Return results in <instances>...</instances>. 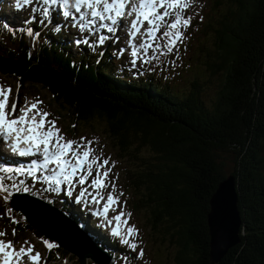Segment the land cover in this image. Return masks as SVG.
Returning <instances> with one entry per match:
<instances>
[{"label":"trees","instance_id":"1","mask_svg":"<svg viewBox=\"0 0 264 264\" xmlns=\"http://www.w3.org/2000/svg\"><path fill=\"white\" fill-rule=\"evenodd\" d=\"M193 25L201 29L187 48L200 67L188 92L153 78L119 79L103 61L75 59L56 39L12 36L2 26L0 74L50 95L76 124L104 125L124 163L132 210L146 213L149 241L165 249L169 264H211L210 201L229 177L241 242L218 264H264V0H212ZM211 79L217 91L209 98L203 86ZM3 197L0 216L18 215L21 227L11 226L43 238Z\"/></svg>","mask_w":264,"mask_h":264},{"label":"snow or ice","instance_id":"2","mask_svg":"<svg viewBox=\"0 0 264 264\" xmlns=\"http://www.w3.org/2000/svg\"><path fill=\"white\" fill-rule=\"evenodd\" d=\"M34 2L39 6L32 8V11L39 12L45 19L52 16L51 7L59 3L63 17L75 21L77 16L69 11V8H73L75 14H78V27L81 32L103 29L107 33H115L126 16L132 17L128 34L129 44L132 46L131 55L135 58L132 60L133 65L141 58V52L143 56L149 57L144 63L172 54L184 39L181 29L189 27L191 23L190 18L183 15L190 7V0H17V7L32 5ZM32 34L29 29L28 35ZM141 34L145 39L136 46L133 41ZM108 38L100 36L97 42L103 45ZM83 43L87 44L88 41L84 40ZM12 92L10 87L0 88V137L12 138L13 150H19L21 155L42 154L43 163L40 168L51 173L45 180L49 185H55L53 191H59L60 185L64 184L69 189L67 195L72 196V189L78 184L81 191L76 197L77 201L87 194L93 204L100 205L103 202L102 211H97L96 215H103L109 225L115 221V226L111 229L112 235L120 237L124 245L135 251L138 245L132 240L138 235V230L128 226L126 234L122 235L121 224L128 225L126 214L121 210L111 219L108 218L110 211H117L120 207L119 197L114 195V180L111 183L112 191L106 198L102 195L103 190L110 186V161L94 156L91 141L85 143L84 138H81V142L76 143L65 139L57 127V122L49 119L51 114L40 107L42 101L37 99L33 103L18 107L15 100L10 102ZM21 144L27 147L21 148ZM49 165L55 167L49 168ZM34 171L37 169L33 168L29 174ZM90 177L94 178L89 182ZM22 183L23 181L19 182ZM19 184L13 183L11 188L16 192L29 191L28 187L21 188ZM89 188L93 191L89 192ZM0 193H5L3 198L6 201L13 195L3 178H0ZM11 211V208L6 209L8 213ZM16 234L13 229L12 235ZM6 235L7 233L0 232V237ZM44 244L49 250L56 247L46 240ZM139 255H144L142 249ZM42 259V254L35 251V247L28 241L16 248L13 241L0 239V264H25V260L27 264H42Z\"/></svg>","mask_w":264,"mask_h":264},{"label":"rangeland","instance_id":"3","mask_svg":"<svg viewBox=\"0 0 264 264\" xmlns=\"http://www.w3.org/2000/svg\"><path fill=\"white\" fill-rule=\"evenodd\" d=\"M210 7H212V0H192V2L190 3V7L183 13L185 17L190 18L191 23L189 27L181 29L184 33V39L182 42L178 44V48L174 50L172 54L162 56L160 57L159 60H152L150 63H144V60L149 59V57L143 56L142 54L141 58L138 59V61L134 65L137 66L140 70V73H142V75L140 76L142 80L145 81L148 80L149 78H153V80H155V83L158 82L162 84V86L167 84L170 88L182 92H186L191 88L197 74L196 71L199 63L196 59L198 54L197 55L190 54L187 48V44L189 43L190 39H192V37L196 36L197 31L201 29V26L193 25V17L194 16L203 17L204 14L208 15ZM3 10L6 12V14L9 13V11L5 10V8ZM0 14H1L0 17L8 21L9 24H13V25L24 24L23 20L15 21V19L3 15L4 14L3 11ZM44 33L46 34V37H48V33L47 32ZM12 35H15V33H12ZM195 43L196 42H193L192 46L195 47ZM70 51H76V50H70ZM72 53H74L73 55H75L76 58L80 56L77 55L79 54V52L78 53L72 52ZM90 56L93 55L88 54V57ZM149 56H151V53L149 54ZM94 61L95 60H93V62ZM2 81L4 83H7L5 80ZM7 81H9L7 83L8 85L11 84L10 86L11 89L13 90L12 95L15 93V91L17 92L19 102H24L30 98H37L40 101H42L43 102L42 104L45 107V109H47V111L51 114L52 120H55L57 122L59 127H61L62 132H68L69 134L68 138L70 140L75 141L76 143H80L81 138H84L85 143L87 141H91L92 142L91 146L94 150L93 153L94 156L99 157L101 160L107 158L112 163L113 171L116 172L117 175V179H116L117 188H115L116 191L119 193V191H121L122 188L124 189L125 187L127 188V181L125 180V171L123 169L124 163L119 159H118L119 161L117 162L113 160L114 158H116L115 152L113 151L112 146L109 143V141L111 142V140L107 139V136L104 132L105 129L104 125L99 123H92L90 125L75 124L74 121L70 120L67 117L66 112L58 109L55 105H53L50 95L44 94L42 92H37L35 89H28L23 85L18 86L15 82L10 80ZM203 88L205 92L207 91V95L209 98L213 95L214 91L215 92L217 91L213 79H211L210 81H205ZM118 103L121 106L122 101L118 100ZM134 105H135V101H133L132 103V106ZM133 109H137V108L133 107ZM74 128H76L75 132H74ZM226 170L228 172V168ZM230 170L231 168L229 169V171ZM19 182L21 181H17L16 183L19 184ZM23 183L20 184L21 188L26 186L33 194H38L40 197H42L43 201L54 204V207L56 208L60 207L56 205L54 202H52L50 197L45 196V194L36 187H32V186L29 187L28 185ZM51 186L54 188L53 185ZM10 190L12 191V189ZM129 192H131V190H129ZM2 194L5 195V193ZM124 198L126 197L124 196ZM126 200H128V198H126ZM23 205L24 204H19V203L17 204L18 207H22L28 212V207ZM128 206L129 204H126L124 209V211L128 215L130 214L132 218V223L128 221V224H130V226L135 227V229L138 230V235L132 240L133 243H136L138 245L135 251H133L129 246H126L125 248L112 246L111 241H109L106 238V236L103 235L101 232L95 230L92 226L89 229L91 230L94 236H92L91 232H88L87 235L88 238L93 240L97 244L101 240H105V247H111V248L113 247L117 249L118 252L121 253L120 261L127 262L128 264H169L168 261L166 260L165 249L161 245L159 244L156 245L153 244L151 241H149L148 234L150 232L149 229L145 228L144 226L146 213L144 212L141 214L133 213L131 215L130 213L131 211H129L127 208ZM72 215L74 216V218H76L74 214ZM54 219H57L60 223L57 224ZM30 220L31 223L34 225L33 213L30 214ZM2 221L4 222L5 219L0 218V228H4L8 230L9 233L5 231L7 232L8 238L10 239L16 238L17 241H28L32 243L36 248L41 249L45 258L46 259L49 258L46 264H78L77 262H75L73 257H71V255L73 256L77 255L78 254L77 252L81 254V256L79 257H85L87 255L86 264H90V263L100 264L99 260H97L93 256L91 257L90 255H88L90 254L89 252H93V251L89 246L91 243L90 240L85 238V234H83L82 232L85 229L83 227L80 228L79 231L82 234H79L78 235L79 239H76L75 235L73 236L65 231L66 229L75 231L74 224L68 220L59 219L58 215H52L49 217L46 215L44 220H40V221L38 220V221L42 225V228L44 230H46L50 235L58 239L60 243L64 244L67 249H69L71 252L75 251L73 253H70V255L64 258L62 256H61L62 258L60 256H56L55 258H52V254L54 252L51 251V254H48L49 249L46 248L43 241H40L33 235H29L26 233H18V235L16 234L15 236H13L10 228V224L9 223L2 224ZM76 221L79 224H83L84 226L88 225L84 221H82L81 218H76ZM1 231L3 230L1 229ZM49 242L56 245V248L60 247L59 243L55 241L50 240ZM98 246L101 247V244L99 243ZM54 248L50 250H53ZM98 249L101 248L98 247ZM98 249L94 251L100 254L101 252ZM141 249L144 252L143 256L139 255ZM117 263L119 264V261H117Z\"/></svg>","mask_w":264,"mask_h":264},{"label":"water","instance_id":"4","mask_svg":"<svg viewBox=\"0 0 264 264\" xmlns=\"http://www.w3.org/2000/svg\"><path fill=\"white\" fill-rule=\"evenodd\" d=\"M233 177L221 182L211 198L208 216L211 264H218L228 250L241 242V213Z\"/></svg>","mask_w":264,"mask_h":264},{"label":"bare ground","instance_id":"5","mask_svg":"<svg viewBox=\"0 0 264 264\" xmlns=\"http://www.w3.org/2000/svg\"><path fill=\"white\" fill-rule=\"evenodd\" d=\"M54 32H56V31H54ZM68 51H70V50H68ZM55 166H53L52 168H54ZM51 174V173H50ZM54 186V188H55V185H53ZM18 200V201H17ZM15 201H17L18 203L19 202H28V203H31V204H34V205H36V206H38V207H31L30 208V210H31V213H33V219L34 220H36V221H40V220H44V218H45V216H44V214H43V212H45V214H47V211H46V209H44L41 205H39L38 203H36V202H32V201H29V200H27V199H25V198H16L15 200H14V202ZM15 205L17 206V203L15 202ZM40 207V208H39ZM55 221H56V223L57 224H59L60 222L57 220V219H54ZM65 231H70L69 232V234H71V235H75V238L76 239H79V237L78 236H76V235H78L76 232H74V231H72V230H65ZM92 233V232H91ZM92 235H93V233H92ZM94 236V235H93ZM121 250V249H120Z\"/></svg>","mask_w":264,"mask_h":264}]
</instances>
